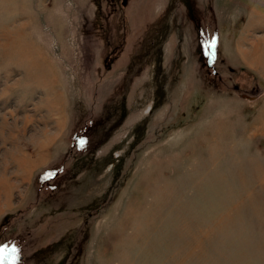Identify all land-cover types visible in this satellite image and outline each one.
<instances>
[{
    "label": "rangeland",
    "instance_id": "obj_1",
    "mask_svg": "<svg viewBox=\"0 0 264 264\" xmlns=\"http://www.w3.org/2000/svg\"><path fill=\"white\" fill-rule=\"evenodd\" d=\"M0 264H264V0H0Z\"/></svg>",
    "mask_w": 264,
    "mask_h": 264
},
{
    "label": "crops",
    "instance_id": "obj_2",
    "mask_svg": "<svg viewBox=\"0 0 264 264\" xmlns=\"http://www.w3.org/2000/svg\"><path fill=\"white\" fill-rule=\"evenodd\" d=\"M58 121L61 119V124L59 125V126H56L55 124H54V131H56V133H57V135H63L64 133H66V131H67V128H68V123H66V116H64V115H60V114H58ZM58 123V122H57ZM56 129V130H55ZM61 136H60V138H61ZM44 149H47V147L46 148H44ZM50 149H52V148H50ZM48 159H49V157L47 158V162H48ZM26 166H27V169H26V174H27V177L28 178H30V175H28V172H29V165H30V162H29V160H27L26 159ZM46 161H44V162H46ZM41 163V164H39L38 166H40V165H42V164H45V163ZM47 162H46V164H47Z\"/></svg>",
    "mask_w": 264,
    "mask_h": 264
},
{
    "label": "flooded vegetation",
    "instance_id": "obj_3",
    "mask_svg": "<svg viewBox=\"0 0 264 264\" xmlns=\"http://www.w3.org/2000/svg\"><path fill=\"white\" fill-rule=\"evenodd\" d=\"M104 23H108V20H106V15H105V20H104Z\"/></svg>",
    "mask_w": 264,
    "mask_h": 264
}]
</instances>
